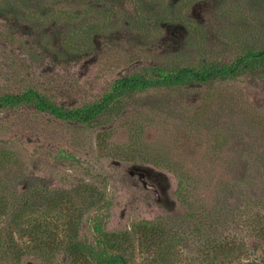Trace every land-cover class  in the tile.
Instances as JSON below:
<instances>
[{
  "label": "rangeland",
  "instance_id": "rangeland-1",
  "mask_svg": "<svg viewBox=\"0 0 264 264\" xmlns=\"http://www.w3.org/2000/svg\"><path fill=\"white\" fill-rule=\"evenodd\" d=\"M259 48L264 0H0V96L33 89L67 110L98 103L123 78L201 71ZM2 199L7 209L25 199L50 210L58 229L66 209L81 214L87 241L94 225L110 235L162 219L183 264L232 237L256 252L264 67L233 80L133 90L86 124L30 104L0 108ZM9 219L0 216L3 236ZM138 238L130 264H147ZM18 253L0 254V264H69L64 249Z\"/></svg>",
  "mask_w": 264,
  "mask_h": 264
},
{
  "label": "trees",
  "instance_id": "trees-1",
  "mask_svg": "<svg viewBox=\"0 0 264 264\" xmlns=\"http://www.w3.org/2000/svg\"><path fill=\"white\" fill-rule=\"evenodd\" d=\"M263 67L264 49L242 50L231 63L205 66L201 71L186 67L153 81L136 75L123 78L114 84L112 90L104 95L101 101L81 109L67 110L57 107L33 89L21 94L0 96V108L30 104L56 119L86 124L108 111L109 106L118 97L133 90L172 87L187 81L233 80L245 71ZM178 189H181L180 193L184 192L182 182L178 185ZM8 206L9 203L3 199L0 201V216L8 212L10 215L8 223L13 228L6 236L0 233V254L7 255L8 259L14 256L17 258L20 255L18 252H24L29 245H32L47 257L56 248L66 250L69 264H130V256L134 252L133 238L138 236L141 246L140 254L146 258L147 264H183L179 253L173 252L174 242H169L170 239L174 240L175 234L173 230L163 227L162 219L139 222L133 226L131 232L110 235L94 225L96 234L92 237V241H87L86 238H80L79 234L81 214L69 216L66 209L64 225L62 229H58L60 225L54 227L52 220H55V217L50 215V210L34 211L32 204L30 205L25 199L14 201L10 209H7ZM49 207L55 206L49 202ZM251 226L254 237L259 241L257 253L254 252L256 247L245 249L244 239L232 237L230 240H217L215 245L210 244L208 251L199 254L198 258H192L189 264H264V225Z\"/></svg>",
  "mask_w": 264,
  "mask_h": 264
}]
</instances>
